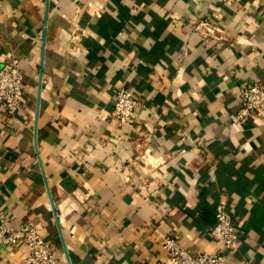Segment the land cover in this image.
<instances>
[{
  "label": "crops",
  "instance_id": "crops-1",
  "mask_svg": "<svg viewBox=\"0 0 264 264\" xmlns=\"http://www.w3.org/2000/svg\"><path fill=\"white\" fill-rule=\"evenodd\" d=\"M10 57L25 101L0 110V214L57 264H157L165 237L214 251L220 201L240 234L224 264H264V115L231 120L264 81V0H0ZM24 252L0 246V264Z\"/></svg>",
  "mask_w": 264,
  "mask_h": 264
},
{
  "label": "built area",
  "instance_id": "built-area-1",
  "mask_svg": "<svg viewBox=\"0 0 264 264\" xmlns=\"http://www.w3.org/2000/svg\"><path fill=\"white\" fill-rule=\"evenodd\" d=\"M18 61L16 57H10L0 66V110L8 115L20 111L25 101L22 87L24 80ZM237 99L239 108L231 115L233 122L252 115H264V81L244 82L238 89ZM138 106L139 101L134 90L122 84L116 87L112 114L118 125H131ZM214 216L215 221L209 232L214 243L218 245L216 250L190 253L178 239L165 237L163 247L167 256L157 264H224V250L236 249L240 234L230 211L222 201L216 203ZM19 240L25 245L24 256L19 264H57L50 244L42 238L35 224L26 221L13 227L0 214V246H13Z\"/></svg>",
  "mask_w": 264,
  "mask_h": 264
}]
</instances>
